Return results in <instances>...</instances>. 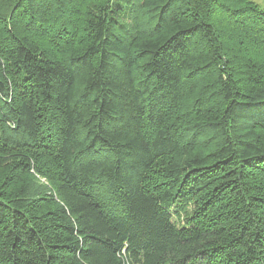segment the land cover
I'll return each mask as SVG.
<instances>
[{
	"label": "trees",
	"instance_id": "16d2710c",
	"mask_svg": "<svg viewBox=\"0 0 264 264\" xmlns=\"http://www.w3.org/2000/svg\"><path fill=\"white\" fill-rule=\"evenodd\" d=\"M0 264H264L257 0H0Z\"/></svg>",
	"mask_w": 264,
	"mask_h": 264
},
{
	"label": "rangeland",
	"instance_id": "374dc122",
	"mask_svg": "<svg viewBox=\"0 0 264 264\" xmlns=\"http://www.w3.org/2000/svg\"><path fill=\"white\" fill-rule=\"evenodd\" d=\"M257 2L264 9V0H257Z\"/></svg>",
	"mask_w": 264,
	"mask_h": 264
}]
</instances>
